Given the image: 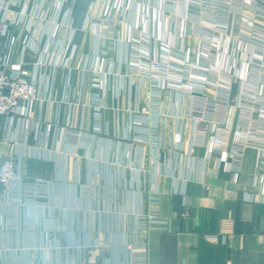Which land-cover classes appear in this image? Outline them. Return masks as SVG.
<instances>
[{
  "label": "crops",
  "instance_id": "crops-1",
  "mask_svg": "<svg viewBox=\"0 0 264 264\" xmlns=\"http://www.w3.org/2000/svg\"><path fill=\"white\" fill-rule=\"evenodd\" d=\"M3 2L4 16L26 17L0 33V57L18 37L12 63L37 72L44 99L25 125L0 116V162L15 155L26 181L49 185L35 205L0 193V264H130L128 243L146 247L148 264H264V203L247 199L257 150L245 149L237 176L210 154L189 91L154 85L130 35L148 36L150 54L186 59L194 83L229 64L231 44L203 61L187 0ZM240 31L237 19L228 36ZM236 133L234 122L230 143ZM155 202L162 223L137 230Z\"/></svg>",
  "mask_w": 264,
  "mask_h": 264
},
{
  "label": "built area",
  "instance_id": "built-area-1",
  "mask_svg": "<svg viewBox=\"0 0 264 264\" xmlns=\"http://www.w3.org/2000/svg\"><path fill=\"white\" fill-rule=\"evenodd\" d=\"M117 1L108 0L107 8L111 10ZM187 1L188 10L192 14L189 17L190 23L196 33L203 37V61L210 62L214 50L220 49L219 44L227 40L231 44V51L227 49L230 52L227 53L229 64L226 67L215 66V70H209L210 75L203 83H194L186 59L175 55L160 58L150 54L146 48L149 43L146 35L134 33L130 35V42L139 58L145 59L146 74L154 85L189 91L191 98L188 117L193 122L195 132L202 137V144L206 143V135L212 134L206 147L210 154L228 163L229 171L237 176L242 168L245 149L253 147L257 150L258 174L247 193V199L264 203V0ZM16 4L14 1L13 5ZM9 6L4 2L0 6L3 11V15H0V33L3 36L8 35L10 23H21L26 17L25 11L17 12L14 17L8 16V13L4 16ZM237 19H240V36L229 37ZM24 40L25 51L38 50L32 37ZM17 42L18 37H12L10 51L0 57V116L9 119L11 123L23 122L25 125L44 97L37 72L29 74L20 64L12 63L11 49H14ZM172 72H179L182 79L173 78ZM208 87L213 92L207 91ZM154 92L156 96L159 94L158 90ZM234 122L237 133L230 143L229 134ZM48 185L40 177L31 182L26 181L20 161L15 155H9L0 162V193L4 194L11 205L39 203L45 197ZM157 203L150 210L137 215V230H146L154 223H162ZM209 238L218 239L217 236ZM127 251L130 264H148L144 245L128 243Z\"/></svg>",
  "mask_w": 264,
  "mask_h": 264
}]
</instances>
